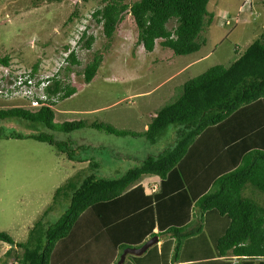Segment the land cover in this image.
Here are the masks:
<instances>
[{
    "label": "trees",
    "instance_id": "1",
    "mask_svg": "<svg viewBox=\"0 0 264 264\" xmlns=\"http://www.w3.org/2000/svg\"><path fill=\"white\" fill-rule=\"evenodd\" d=\"M119 1L105 0L92 13L107 41L124 13H130L136 44L147 52L158 39L174 55L197 52L206 43L209 0H137L130 7ZM76 17L78 12L72 13L68 22ZM89 27L76 44L81 49L92 50L96 40ZM99 53L84 64L85 83L102 63ZM8 61V55L0 58L6 66ZM81 64L75 48L70 49L59 77L52 78V90L61 87L62 69L68 73ZM63 91L59 101L76 88L67 84ZM58 102L35 109L0 108V120L21 118L31 129L26 134L0 130V137L32 138L80 161L76 140L69 144L48 131L36 132L39 125L66 133L89 127L122 137L144 136L149 144L169 141L158 154L113 178L99 175V163L88 161L53 191L26 241L14 243L0 231V242L13 246L3 254L12 264H116L125 249L138 248L153 236H163L162 241L139 256L127 254L122 264H264V207L241 195L247 182L264 192V31L228 65L216 64L186 80L143 133L84 119L57 124L53 110ZM144 175L159 178L156 191L145 193L139 182ZM51 213L57 218L51 220Z\"/></svg>",
    "mask_w": 264,
    "mask_h": 264
},
{
    "label": "rangeland",
    "instance_id": "2",
    "mask_svg": "<svg viewBox=\"0 0 264 264\" xmlns=\"http://www.w3.org/2000/svg\"><path fill=\"white\" fill-rule=\"evenodd\" d=\"M35 1L39 0H0V58L8 55L14 61L12 66L20 71L32 68L39 58L37 71L53 74L64 64L68 52L64 47L75 48L83 64L79 68L72 66L68 73L61 70V78L76 91L55 106L57 124L84 119L143 133L151 116L178 97L186 80L216 64L228 65L264 31V0H209L208 23L203 31L206 43L200 51L174 55L159 45L158 39L154 50L147 52L136 44L137 29L130 13H124V20L111 39L103 37L102 24L93 23L92 13L105 0H50L31 7ZM136 1L119 2L130 7ZM74 12H78V17L68 22ZM87 26L97 34L92 50L81 49L80 42V46L76 45ZM167 26L172 29L173 22ZM97 51L102 63L93 80L85 83L82 69ZM9 69L15 70L11 66ZM4 71L5 65L0 62V79ZM25 103L24 99L0 97V108L21 107ZM0 130L31 132L29 122L21 118L0 120ZM43 130L69 144L76 140L81 147L76 152L78 159L96 161L99 167L106 164L101 173L105 178L119 176L146 156L160 152L169 141L149 144L144 136L122 137L89 127L66 133L39 125L36 132ZM147 148L149 154L145 152ZM79 164L48 143L27 137H0V231L14 243L26 241L34 220L49 205L53 191L76 172ZM84 165L87 167L88 163ZM241 195L264 207V192L253 184L247 182ZM55 215L51 213L50 219L54 220ZM9 247L13 246L0 242V264L13 263V259L3 255Z\"/></svg>",
    "mask_w": 264,
    "mask_h": 264
},
{
    "label": "built area",
    "instance_id": "3",
    "mask_svg": "<svg viewBox=\"0 0 264 264\" xmlns=\"http://www.w3.org/2000/svg\"><path fill=\"white\" fill-rule=\"evenodd\" d=\"M57 73L59 77V70L53 74L33 72L31 68L18 72L5 71L0 79V97L7 100L24 99L26 103L21 107L25 109L42 106L53 107L55 102L59 101V97L63 95L64 86L68 84L61 78L60 86L62 88L53 91L51 88L54 82L52 78Z\"/></svg>",
    "mask_w": 264,
    "mask_h": 264
},
{
    "label": "crops",
    "instance_id": "4",
    "mask_svg": "<svg viewBox=\"0 0 264 264\" xmlns=\"http://www.w3.org/2000/svg\"><path fill=\"white\" fill-rule=\"evenodd\" d=\"M73 37V36H72ZM72 41V40H71ZM75 43H76V41H75ZM66 47H68V46H65L64 48L66 49ZM74 48V47H73ZM67 50V49H66ZM200 50H201V48H200ZM200 50H198V51H200ZM69 51V50H68ZM197 51V52H198ZM68 53V52H67ZM196 53V52H195ZM39 59V58H38ZM37 59V60H38ZM14 62L13 60H12V58H11V60H10V58H9V61H8V64H7V66L5 65V71H11L10 69H9V66H11V67H13V68H15V70L14 71H11V72H18V71H20L17 67H14V66H12V62ZM37 62V61H36ZM39 63H40V59H39ZM39 63H38V65H39ZM2 64V63H1ZM2 65H4V64H2ZM61 67V66H60ZM40 68V67H39ZM38 68V69H39ZM4 71V72H5ZM148 125V124H147ZM147 125L145 124L144 125V130L147 128ZM146 139V138H145ZM145 152H146V154H149L150 153V151L148 150V148L145 150ZM154 154H158V151L157 152H155V153H153L152 155H154ZM71 160V159H70ZM74 161H77L78 163H80L77 167H75V169H76V171L78 170V169H81V168H84V167H86L85 165L84 166H82L84 163H88V160L87 159H81V161L80 160H74ZM60 161H59V168H60ZM106 170V164H104V165H102L100 168H99V170H98V172H99V175H101V176H105V175H103V174H101L102 172H104ZM69 177V176H68ZM67 177V178H68ZM145 177V178H144ZM144 177L142 176V178L140 179V181L139 182H142L143 183V181H145V180H147L148 181V183L145 185L144 183H143V186H144V189H145V193H150V192H153V191H156L157 190V184H158V181H159V178L157 177V176H154V175H151V176H149V175H144ZM162 241V238H161V240H160V242ZM125 261H127V259H125ZM127 264H129V263H127Z\"/></svg>",
    "mask_w": 264,
    "mask_h": 264
},
{
    "label": "water",
    "instance_id": "5",
    "mask_svg": "<svg viewBox=\"0 0 264 264\" xmlns=\"http://www.w3.org/2000/svg\"><path fill=\"white\" fill-rule=\"evenodd\" d=\"M158 237L157 236H153L151 238H149L146 242H144L140 247L138 248H131V249H125L123 251V253L120 256L119 261L116 264H122L126 258L127 254H132V255H136L139 256L141 255L143 252H145L151 245L155 244L156 242H158Z\"/></svg>",
    "mask_w": 264,
    "mask_h": 264
}]
</instances>
